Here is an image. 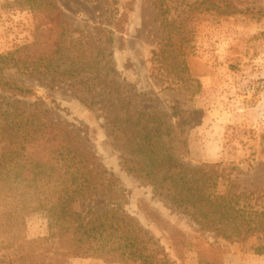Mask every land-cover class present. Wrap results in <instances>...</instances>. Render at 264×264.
<instances>
[{
    "label": "trees",
    "instance_id": "obj_1",
    "mask_svg": "<svg viewBox=\"0 0 264 264\" xmlns=\"http://www.w3.org/2000/svg\"><path fill=\"white\" fill-rule=\"evenodd\" d=\"M32 13L31 39L0 54V264H67L73 257H99L122 264H177L184 250L197 264H224V248L199 234L170 229L172 255L124 209L118 178L103 167L86 140L38 100L35 91L6 76L14 68L37 81L66 83L106 121L127 172L187 215L199 231L229 242L250 237L263 242L264 202H250L221 162L189 164L185 130L201 109L147 107L151 100L133 84L119 81L112 54L125 14L119 0H99L108 15L91 33L73 26L53 0H17ZM112 6V8H110ZM161 42L151 51L150 74L164 88L200 89L187 63L190 22L202 12H240L230 0H153ZM264 144V134L260 137ZM43 211L47 232L24 239L13 229L20 213Z\"/></svg>",
    "mask_w": 264,
    "mask_h": 264
},
{
    "label": "rangeland",
    "instance_id": "obj_2",
    "mask_svg": "<svg viewBox=\"0 0 264 264\" xmlns=\"http://www.w3.org/2000/svg\"><path fill=\"white\" fill-rule=\"evenodd\" d=\"M75 27L91 33L108 12L99 0H53ZM240 10L232 15L199 13L189 24L192 40L187 63L199 84L196 96L190 97L184 87L164 88L150 74L151 51L161 42L162 32L155 18L153 0H119L115 8L125 14L112 60L117 79L133 84L151 100L147 107L171 112L173 107L202 110L197 124L188 127L184 137L189 154L184 161L195 165L221 162L235 166L232 176L246 193L255 191L251 203L264 202V0H230ZM112 8V6L110 7ZM32 13L20 9L17 0H0V54L31 39ZM6 76L24 83L35 91L27 102L38 100L62 122L69 124L94 151L99 163L117 178L124 195V209L172 255L170 229L176 227L190 235L199 234L220 244L224 264H264V253L254 248L263 241L250 237L229 242L214 233L199 231L187 215L181 213L154 193L149 184L129 172L122 154L107 133L106 121L90 109L66 83L37 81L14 68ZM0 207V216L4 211ZM19 226L13 232L24 239L41 237L47 232L43 211L20 213ZM11 234H1L7 243ZM177 264H197L196 254L185 249ZM67 264H122L99 257H73Z\"/></svg>",
    "mask_w": 264,
    "mask_h": 264
}]
</instances>
